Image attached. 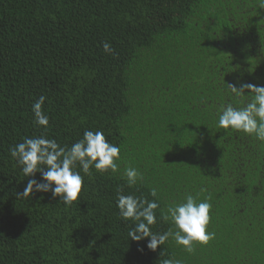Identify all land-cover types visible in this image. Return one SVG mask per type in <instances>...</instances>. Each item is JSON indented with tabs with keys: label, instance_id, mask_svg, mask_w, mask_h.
I'll use <instances>...</instances> for the list:
<instances>
[{
	"label": "trees",
	"instance_id": "trees-1",
	"mask_svg": "<svg viewBox=\"0 0 264 264\" xmlns=\"http://www.w3.org/2000/svg\"><path fill=\"white\" fill-rule=\"evenodd\" d=\"M241 83L264 85L259 0H0V264H264V141L217 124L221 105L250 100L230 92ZM41 95L47 132L32 112ZM85 130L120 148V171L77 166L71 205L17 198L33 177L9 149L40 135L70 147ZM129 166L143 174L131 187ZM121 190L157 200L159 233L170 203L207 199L215 238L149 250L128 237Z\"/></svg>",
	"mask_w": 264,
	"mask_h": 264
},
{
	"label": "clouds",
	"instance_id": "clouds-1",
	"mask_svg": "<svg viewBox=\"0 0 264 264\" xmlns=\"http://www.w3.org/2000/svg\"><path fill=\"white\" fill-rule=\"evenodd\" d=\"M259 6L264 8V0H259ZM103 49L105 53L115 54L107 41L103 42ZM229 90L237 96L248 93L250 100L240 107L231 103L221 105L217 110L218 127L241 131L264 141V85L241 83L237 88L229 84ZM46 99L45 95H41L32 105L34 123L44 128L45 132L49 126V116L43 110ZM120 151L117 145L106 139L101 130H85L83 138L70 147L61 146L56 139L46 135L24 137L9 152L21 166L23 174L33 178L28 179L23 191L17 192L16 196L21 198L36 192H51L54 199L59 197L65 205H71L84 187V179L81 172L76 170L77 166L85 175H90L93 167L98 172L111 170L118 173ZM37 172L41 173V181L34 178ZM123 178L131 187L143 180V174L129 166L125 167ZM150 195L157 197V190L153 188ZM116 205L119 216L124 221L133 222L128 237L137 242L147 238V248L151 251H156L171 239L183 246L186 252L193 253L195 244L206 245L215 238V233L208 230L212 204L207 199L198 201L197 197L189 194L183 202L170 203L162 215L173 227L163 233L152 231V226L157 222L156 209L160 207L156 199L125 195L121 190L117 193ZM161 264H182V261L170 258L162 260Z\"/></svg>",
	"mask_w": 264,
	"mask_h": 264
}]
</instances>
